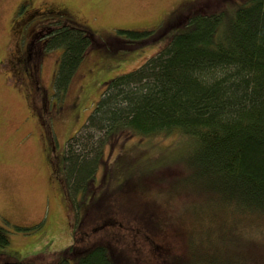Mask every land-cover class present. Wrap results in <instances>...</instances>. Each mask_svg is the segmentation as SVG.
<instances>
[{
    "label": "trees",
    "instance_id": "trees-1",
    "mask_svg": "<svg viewBox=\"0 0 264 264\" xmlns=\"http://www.w3.org/2000/svg\"><path fill=\"white\" fill-rule=\"evenodd\" d=\"M235 1L182 2L174 12L171 8L166 15L147 20L145 24L163 20L153 31L115 29L119 39H101L89 25L78 27L72 14L63 16L58 5L75 3L72 0L42 1V9L33 12L36 21L50 20L32 34L34 39L42 38L48 50H62L54 75L56 94L70 88L80 66L98 67L91 59L93 50L115 45L133 52L166 38L165 45L139 67L102 85L99 99L59 162L69 188L89 193L104 147L112 152L113 145L137 137L179 136L183 147L166 155L167 164H174L181 175L160 183L161 194L148 190L146 182L152 176H126L115 187L108 185V194L121 199L150 193L153 201L149 195L139 199L148 202L140 217L161 230L167 226L157 215L161 197V206L183 193L193 200L174 217L177 224L172 229L181 243L174 252L164 250L160 264H264V0ZM16 14L17 10L14 21ZM182 152L184 158L175 161ZM132 162L119 155L113 167L104 170L102 183L118 178L116 165ZM108 227H116L109 218L93 232ZM87 238H74L53 264H134L116 240L87 245ZM7 245L0 228V248Z\"/></svg>",
    "mask_w": 264,
    "mask_h": 264
},
{
    "label": "rangeland",
    "instance_id": "rangeland-1",
    "mask_svg": "<svg viewBox=\"0 0 264 264\" xmlns=\"http://www.w3.org/2000/svg\"><path fill=\"white\" fill-rule=\"evenodd\" d=\"M22 1L0 0V57H2L8 41L11 20L17 6ZM72 1L75 2L74 5L80 14L73 13L76 22L82 24L84 21L101 39L107 36L115 37V29L135 30L141 28L147 20L150 22L166 13L176 2V0ZM242 1L244 0H236L235 3L239 4ZM28 13L32 15V12ZM37 17H29L26 27L31 28L32 22L36 21ZM40 20L47 22L49 19L40 17ZM18 27L19 24L15 25L12 30L10 35L12 41L15 39V35L20 33ZM175 32L176 30L169 31L167 35ZM116 37L119 39L118 35ZM165 40L166 38L161 36L153 44L133 52L118 50L115 45L93 50L91 59H93L92 62H98V67L90 69V67L80 66L78 74H75L69 83L68 90L70 91L64 90L63 99L69 102V108L65 110L64 115L73 108V112L77 113L76 121L75 118L73 120L69 115L66 116L65 120L69 119L67 127L65 126V130H68L66 134H72L77 126L84 125L88 114L102 93V85L105 82L139 67L161 46L165 45ZM31 41L29 59L23 64V67L33 69V66L37 65L39 94L44 90V93L47 92L50 96L55 89V87L53 89L55 84L52 85L53 73L56 75L62 50H47L38 60V42L34 39V35ZM10 53L11 49L8 54L10 55ZM6 59L0 67V228L4 230L8 238V245L5 248H0V257L3 256L5 259L3 264H7V262L12 264H53L59 259L58 255L73 244L74 238H83V235L88 237L87 245L113 244L116 240L119 247H125L123 252L125 258L128 257L134 264H160L159 262L164 259L162 256L164 250L174 252L181 243V236L172 229V226L177 224L174 217L180 214L183 206L192 204L193 200L189 195L183 193L173 196L169 205L162 204L161 206V202H164L161 197L158 209L155 208L158 217L164 221V224L167 223V226H163L161 230L156 226H151L144 218L140 217L142 206L146 207L148 202L139 201V199L149 195L148 200L153 201L150 193H160L163 190L160 183L168 184L176 176L181 175L179 168L172 166L174 164H167L170 157L166 155L168 152L176 154V151L183 147L178 142L179 136L172 134L154 138L140 139L137 137L126 144L113 145L112 152L109 146L104 147L102 163L97 167L93 184H102L101 176L104 170L107 167H113L114 161L119 155L121 160H134V162L116 165L118 178L110 180L108 184L104 182L101 188L95 191L96 195L92 201L89 200V196L93 193L92 183L89 193H80L77 192L78 190L74 191L70 188V195L67 193L64 183L61 182L60 186L65 198L59 199L57 188L48 180L47 165L43 161L39 144L35 141L32 125L27 119L29 114L23 100L17 94L24 92L22 86L25 84V80L23 77L18 76L17 78V69L11 67L9 62L13 58L7 56ZM37 60L40 61L38 64ZM86 62L89 65L91 61L87 59ZM10 67L11 73L7 76L5 70H9ZM34 81L33 78L30 80L31 88H34ZM38 104L39 102L35 100V105L38 106ZM152 145H156L158 148L151 147ZM159 156L162 157L156 160ZM184 156V152L178 153L175 161H181ZM164 166H172V168ZM133 175L139 178L152 176L146 182L149 186V194L137 196L139 199L135 197L126 199V196L121 199L118 194H108L110 189L108 185L115 187L126 176L129 178ZM87 210L89 211L87 212ZM83 214L84 217L80 221ZM166 217L169 218L171 226L168 225ZM107 218L111 219L116 227L93 232L94 228L101 225ZM74 222L78 224H74ZM85 244L86 242L83 243V246Z\"/></svg>",
    "mask_w": 264,
    "mask_h": 264
},
{
    "label": "flooded vegetation",
    "instance_id": "flooded-vegetation-1",
    "mask_svg": "<svg viewBox=\"0 0 264 264\" xmlns=\"http://www.w3.org/2000/svg\"><path fill=\"white\" fill-rule=\"evenodd\" d=\"M192 0H176L174 6L172 7V11L174 12L176 7L181 4L182 2H188ZM42 2L41 0L38 2L32 1V0H23L16 8L17 14H16V20H11L8 34V41L4 47V51L2 54V57H0V67L3 64L4 61H6L7 56L13 58L12 61H9L11 63V67H16V76L23 77L25 80V84L22 86L24 92L17 93L19 97L23 100V104L26 108L27 113L29 114L27 116V119L30 121L33 129V135L35 138V141L39 144V148L42 152V157L44 163L47 165V171L48 174V180L50 183H52L59 192V199L64 196V192L62 190V187L60 186V183L63 182L65 189L68 194L71 195L69 184L66 182L65 179V170L64 167L60 165L59 162H62V156L65 152V147L68 146L71 142V140L78 134V131L80 130V125L77 126L75 132L72 134L68 132V130H65V126L67 127V123L69 122V119L65 120L66 116H72L75 114L74 108L71 109L69 113L65 114V110L68 109L69 102H66L64 97V91L59 92L56 95L55 90H53V93L49 96L45 91L43 90V95L39 94V83H38V67L37 65L33 66V69H25L23 67V64H25L29 59V51L30 46H32V33H39V30L42 29V27L45 24H48L50 20L46 21H34L32 23V27H26L28 25V19L29 17L33 16V12H36V10H41ZM59 8L61 7V10L65 13L63 16L70 17V14L73 15H80L79 10L76 9L74 3L68 4L66 3H60ZM21 8V10H20ZM15 10V12H16ZM60 10V9H59ZM32 12V16L30 13ZM166 13H163L162 15H166ZM162 19L158 21H153L151 23H146L145 25H142L141 27L147 29V31H153L159 26L163 25ZM69 21V20H68ZM19 24L18 30L20 33L15 35V39L12 41L10 38V35L12 33V30L14 29V26ZM78 24V23H77ZM80 28L85 27L87 28L84 21L79 23ZM33 30V32H31ZM42 39V38H41ZM41 39L38 42V60L41 58L42 53H45L48 49H46V43H41ZM37 45V44H36ZM11 49L10 55L8 54ZM37 54V53H36ZM10 59V58H9ZM37 60V64L40 62ZM11 67L10 71L5 70L7 76L11 73ZM53 75H55L53 73ZM35 79L34 81V88L30 87V80ZM55 84V81H52V85ZM54 89V85H53ZM36 102H39L38 106L35 105ZM37 104V103H36ZM75 107V105H74ZM75 118V117H74ZM43 119L44 121H40ZM103 184V183H102ZM102 184H92L93 193L89 196V200L92 201L94 196L96 195L95 191H98ZM77 192L84 193L83 191L79 190ZM90 210V209H89ZM87 210V212L89 211ZM86 212V211H85ZM86 212V213H87ZM84 217L80 218V221H82ZM81 223V222H80ZM74 224H78L75 223Z\"/></svg>",
    "mask_w": 264,
    "mask_h": 264
}]
</instances>
